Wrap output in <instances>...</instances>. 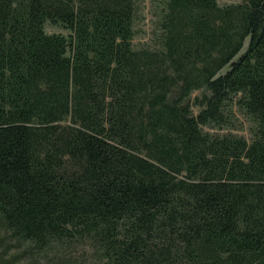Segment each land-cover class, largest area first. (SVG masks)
I'll return each instance as SVG.
<instances>
[{
    "label": "trees",
    "instance_id": "1",
    "mask_svg": "<svg viewBox=\"0 0 264 264\" xmlns=\"http://www.w3.org/2000/svg\"><path fill=\"white\" fill-rule=\"evenodd\" d=\"M137 1L0 0V264H264V0Z\"/></svg>",
    "mask_w": 264,
    "mask_h": 264
},
{
    "label": "rangeland",
    "instance_id": "2",
    "mask_svg": "<svg viewBox=\"0 0 264 264\" xmlns=\"http://www.w3.org/2000/svg\"><path fill=\"white\" fill-rule=\"evenodd\" d=\"M241 0H217V3L220 6L229 5V4H236L239 3ZM154 6L155 0H138L137 1V12L134 24V38H133V46L135 48H140L142 46H154V39H155V18H154ZM46 32L48 33H57L62 32L66 33L65 31L59 30L54 27H46ZM248 43V39L245 41V46ZM227 69H224L225 71ZM201 92H195L192 95V98L199 96ZM194 112H197V108H194ZM240 124L237 123V128L232 130L233 134H238L249 138L248 128L249 123L246 119L239 115ZM226 130H213L212 133H225ZM75 256H78V252L74 253Z\"/></svg>",
    "mask_w": 264,
    "mask_h": 264
},
{
    "label": "water",
    "instance_id": "3",
    "mask_svg": "<svg viewBox=\"0 0 264 264\" xmlns=\"http://www.w3.org/2000/svg\"><path fill=\"white\" fill-rule=\"evenodd\" d=\"M232 65H234V63H232Z\"/></svg>",
    "mask_w": 264,
    "mask_h": 264
}]
</instances>
